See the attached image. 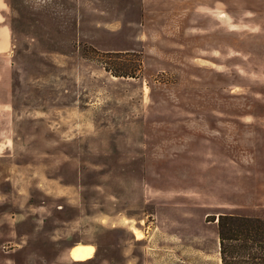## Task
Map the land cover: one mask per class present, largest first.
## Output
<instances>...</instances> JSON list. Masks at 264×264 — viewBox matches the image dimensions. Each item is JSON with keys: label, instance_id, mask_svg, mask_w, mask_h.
<instances>
[{"label": "rangeland", "instance_id": "374dc122", "mask_svg": "<svg viewBox=\"0 0 264 264\" xmlns=\"http://www.w3.org/2000/svg\"><path fill=\"white\" fill-rule=\"evenodd\" d=\"M220 214L264 220V0H0V264H221Z\"/></svg>", "mask_w": 264, "mask_h": 264}, {"label": "trees", "instance_id": "16d2710c", "mask_svg": "<svg viewBox=\"0 0 264 264\" xmlns=\"http://www.w3.org/2000/svg\"><path fill=\"white\" fill-rule=\"evenodd\" d=\"M107 54L103 67L114 77H136L140 72L141 60L135 53L131 67L121 53ZM215 220L221 264H264V220L228 214Z\"/></svg>", "mask_w": 264, "mask_h": 264}, {"label": "bare ground", "instance_id": "6f19581e", "mask_svg": "<svg viewBox=\"0 0 264 264\" xmlns=\"http://www.w3.org/2000/svg\"><path fill=\"white\" fill-rule=\"evenodd\" d=\"M134 232L137 238L141 236L139 232L137 231H134ZM93 252H94V248L92 246L79 244V245H74L73 247H71L69 254L73 260L82 261V260H86L92 257Z\"/></svg>", "mask_w": 264, "mask_h": 264}]
</instances>
